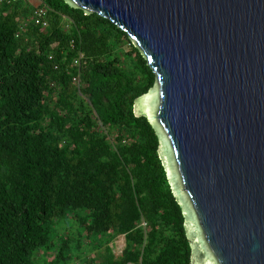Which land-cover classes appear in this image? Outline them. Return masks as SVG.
Wrapping results in <instances>:
<instances>
[{"label": "trees", "instance_id": "obj_1", "mask_svg": "<svg viewBox=\"0 0 264 264\" xmlns=\"http://www.w3.org/2000/svg\"><path fill=\"white\" fill-rule=\"evenodd\" d=\"M155 82L109 19L0 0V264H192L158 136L135 110Z\"/></svg>", "mask_w": 264, "mask_h": 264}, {"label": "water", "instance_id": "obj_2", "mask_svg": "<svg viewBox=\"0 0 264 264\" xmlns=\"http://www.w3.org/2000/svg\"><path fill=\"white\" fill-rule=\"evenodd\" d=\"M125 31L156 75L138 116L192 264H264V0H66Z\"/></svg>", "mask_w": 264, "mask_h": 264}, {"label": "rangeland", "instance_id": "obj_3", "mask_svg": "<svg viewBox=\"0 0 264 264\" xmlns=\"http://www.w3.org/2000/svg\"><path fill=\"white\" fill-rule=\"evenodd\" d=\"M69 224V223H68ZM111 247L116 256H120L125 247L124 236H119L112 244Z\"/></svg>", "mask_w": 264, "mask_h": 264}, {"label": "built area", "instance_id": "obj_4", "mask_svg": "<svg viewBox=\"0 0 264 264\" xmlns=\"http://www.w3.org/2000/svg\"><path fill=\"white\" fill-rule=\"evenodd\" d=\"M45 12H46L45 9H38V11L36 13L37 14V18H36L37 24H42L44 26H46L48 24V22L43 19V17L45 16ZM78 63H79V61L76 60V64H78Z\"/></svg>", "mask_w": 264, "mask_h": 264}]
</instances>
